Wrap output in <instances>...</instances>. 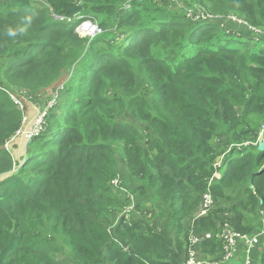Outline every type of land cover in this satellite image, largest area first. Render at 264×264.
Wrapping results in <instances>:
<instances>
[{"label":"trees","instance_id":"trees-1","mask_svg":"<svg viewBox=\"0 0 264 264\" xmlns=\"http://www.w3.org/2000/svg\"><path fill=\"white\" fill-rule=\"evenodd\" d=\"M42 1L0 4V176L13 169L4 144L22 119L10 93L65 81L25 163L0 179V264H62L51 255L63 250L58 232L78 264H178L174 247L182 248L205 191L212 209L193 225L212 233L199 244L206 258L221 250L214 235L222 222L242 234L264 228L263 151L232 148L211 182L221 153L256 143L264 123V0H182L221 16L208 21L168 15L166 0H132L128 10V0ZM88 17L104 32L86 44L74 28ZM233 17L262 35L235 31ZM153 200L167 217L154 221ZM129 206L148 220L123 214L109 234L104 215ZM252 255L264 264V249Z\"/></svg>","mask_w":264,"mask_h":264},{"label":"rangeland","instance_id":"rangeland-1","mask_svg":"<svg viewBox=\"0 0 264 264\" xmlns=\"http://www.w3.org/2000/svg\"><path fill=\"white\" fill-rule=\"evenodd\" d=\"M9 0H0V4H2L3 2H8ZM146 2V4H149L150 0H144ZM167 1V6H163V10L164 13H168V15H175L178 13H183L186 17L188 16H192L193 10H192V6L187 5L186 3H184L182 0H166ZM41 5H46L42 0H39ZM173 7V8H172ZM51 17L54 20H57L58 15L56 14H51ZM98 19H100V15L97 16ZM215 17H221L219 15H215ZM214 17V18H215ZM204 18V17H201ZM236 18V17H235ZM239 19V18H236ZM236 22H240V24L243 23V21L241 19H239V21ZM223 23H225V25H227V23H229V21H223ZM236 26H238L237 28H235ZM235 31H243V34H245V36L247 38L250 37H258L260 35H262V32L259 30H254V29H248L245 28L242 25H235L234 26ZM232 32L230 29L226 28V33H230ZM234 34V33H233ZM235 35L237 36V33H235ZM242 46V51H244L245 53H248L249 50H251V48L247 47V46ZM258 46H264V44L262 43H258ZM261 47H255V49H259ZM0 60L2 61L3 59L0 57ZM79 66V65H78ZM76 71V69H75ZM77 81H73V83L75 84ZM54 88H49L46 89L44 92L40 93V94H30L27 93L25 91H16V92H12L10 93L11 96L13 97V99H15V101L17 102V105L20 109L21 112V127L19 128V130L15 133V135L9 139L6 144H5V149H7L8 151L12 152L13 156H17L18 161H20L24 156H26V153L28 152V138L29 136L35 132V131H40V130H44L45 126H47L48 124H46V119L48 117V115L52 112L55 113L59 110V107L57 106V99L56 97H54L55 93L53 92ZM50 102V106L46 108V105ZM43 111H45V116H43V119L41 121H38V115L40 113H42ZM126 119H130L131 123L136 124V121L133 120V116H129ZM41 126V128H40ZM260 130H264L263 126L261 127ZM139 131V134H141V131ZM143 133V132H142ZM214 143L216 146H218L219 144H222V141L220 140L219 137H215L214 138ZM252 143L249 141L240 143V144H246L247 146ZM229 150V147L226 148V150L221 153L224 154ZM219 163H221V168L218 169L216 172L217 174H220V172L222 171V167H223V160H221ZM123 169V163L121 162V160L119 158L116 159V171L117 174L120 175L119 177L122 178L121 176V170ZM16 172L15 170H12L8 173V175H12ZM7 175V176H8ZM2 176V175H1ZM0 176V179H1ZM5 176V177H7ZM131 199L136 200L138 199L137 195L132 194ZM121 198V197H120ZM144 202V200H143ZM151 202V201H149ZM148 207H153L154 209V213L153 216L156 217V219L154 221H158L159 219H163L167 216L163 215L161 213V208L156 207V204L154 202V200L149 203L147 205ZM199 210V208H198ZM198 210L196 212V215L198 213ZM124 214V210L120 212H116V211H112L110 213H107L106 215H104L102 221L103 224L106 225L108 232L110 234H114L115 233V227L119 221V218L122 217V215ZM129 213H127L128 215ZM131 216H133L137 221H139L140 223L147 221L148 218L145 217V219H142V215L137 213V212H131L130 213ZM263 223H264V219H263ZM185 234L182 232V238L181 241L183 243V246L181 249H178L176 247H174V250L179 253L180 255V261L181 258L183 257V251H184V246H185ZM57 241V245L61 246L63 248V250L56 252L54 250H52L51 255L52 257H54L58 262L62 263V264H78L77 262L73 261L69 255L66 252V247H67V240L64 236H62L59 232L55 235L54 238ZM179 261V262H180ZM175 264V263H174ZM227 264H238L236 262L235 259H232L230 262H228Z\"/></svg>","mask_w":264,"mask_h":264},{"label":"built area","instance_id":"built-area-1","mask_svg":"<svg viewBox=\"0 0 264 264\" xmlns=\"http://www.w3.org/2000/svg\"><path fill=\"white\" fill-rule=\"evenodd\" d=\"M130 1L132 0H128L126 2V8L130 6ZM188 17L191 19L192 18L198 19L201 17L205 18L203 13L201 14L198 10L197 11L193 10L192 16H188ZM232 19L235 20V18H232ZM76 30L81 36H86L89 38H95L96 36H98L100 33L103 32L102 28L96 22L92 21L91 19H88L82 22L77 27ZM49 106H50V102L48 103L47 107ZM43 116H45V111H43L42 113L38 115V121H41L43 119ZM41 131L42 130L33 132L29 136L28 139L37 135ZM119 182L120 180L118 177L112 180V184L114 186L118 185ZM212 205H213V199L211 195L207 192L203 193L201 196V202H200L199 210H198L196 217L206 215L212 209ZM130 209L131 207H128L127 211H129ZM208 236L209 235L207 234L206 237ZM203 237H205V235L201 236V235L195 234L192 231V229L190 230V232L188 233L187 242H186L187 243L186 257L179 264H214L215 262H226L233 257L238 243L241 242L243 245H246V247L248 248L247 251H249V248H251L252 245L257 241L256 237H249L245 234L238 233L234 231L232 228H230V226L227 223H224L220 233L217 235L218 239L220 240V244L222 248L221 256L218 261H214L210 263L204 259L199 258L196 252L197 245L200 243ZM246 264H249L248 259L246 261Z\"/></svg>","mask_w":264,"mask_h":264},{"label":"clouds","instance_id":"clouds-1","mask_svg":"<svg viewBox=\"0 0 264 264\" xmlns=\"http://www.w3.org/2000/svg\"><path fill=\"white\" fill-rule=\"evenodd\" d=\"M130 5H131V1H130ZM121 9H123V10H128V9H130V6L128 7V8H126V2L124 3V4H122V6H121ZM192 10H195V8H192ZM196 11V10H195ZM204 16H205V18H198V19H194V18H192V20L193 21H197V20H202V21H208L209 19H214V18H212V17H207L205 14H203ZM189 18V17H188ZM234 18V17H233ZM88 19H91L92 21H94V22H96L98 25H99V23H98V21L95 19V18H93V17H88V18H84V19H82L80 22H78V24L75 26V28H74V31H75V33L77 34V35H79V37L80 38H83V39H86V41H87V43L86 44H88L92 39H94V38H89V37H86V36H81L78 32H77V27L82 23V22H84V21H86V20H88ZM191 19V18H190ZM57 20H59V21H66V22H68V21H70L71 20V18H65V17H63V16H58L57 17ZM236 21H239V19H236L235 18V20H233V22L235 23V24H239L240 25V22H236ZM100 26V25H99ZM101 27V26H100ZM102 28V27H101ZM102 30H103V28H102ZM21 31H23V29H21ZM103 32H104V30H103ZM102 32V33H103ZM102 33H100L99 35H101ZM9 35H15L16 33L14 32V31H12V30H9V33H8ZM98 35V36H99ZM97 37V36H96ZM64 82L65 81H60V82H58V84L54 87V89H53V92L55 93V95H54V97H56V99H57V102H58V100H59V96H60V92L62 91V89H63V86H64ZM11 98H12V100H13V102L14 103H16L17 104V102L15 101V99H13V97L11 96ZM48 105V104H47ZM47 105H46V108H47ZM19 108V107H18ZM46 115V114H45ZM21 121H22V119H21ZM46 124H47V122H45ZM263 126V129H264V123L261 125V127ZM20 127H21V125H20ZM19 127V128H20ZM46 127L47 126H45V129L44 130H42L41 132H39L38 134H40V133H43L45 130H46ZM261 127H260V129H261ZM18 128V129H19ZM17 129V130H18ZM16 130V131H17ZM15 131V132H16ZM15 132H14V134H15ZM14 134L13 135H11L8 139H6L5 140V144H6V142L9 140V139H11L13 136H14ZM37 134V135H38ZM37 135H35V136H37ZM260 135H262L263 136V140H264V130H259V133H258V137L260 136ZM34 137V136H33ZM33 137H31L30 139H28V142H30V140L31 139H33ZM258 137H257V139H258ZM5 144H4V149H5ZM250 144H253L254 146H256L257 147V140H256V143H254V142H252V143H250ZM247 145L245 144H236V145H233V146H230L229 147V150L227 151V152H229L232 148H237L238 150H241V148L242 147H246ZM7 152H9L10 153V155L11 156H13V154H12V152H10V151H8L7 149H5ZM226 152V153H227ZM14 157V166H13V169L12 170H15L16 169V171H18L22 166H23V164L25 163V160H26V157H27V153H26V156H24L20 161H18V158H17V156H13ZM223 157H224V154H222L221 156H220V158H219V160H217L216 161V163L214 164V172H213V174H212V176H211V182H217V181H220L221 180V177H222V172H223V170H225V167H224V165H223V169H222V171L220 172V174H217V170L218 169H220L221 168V163H219L221 160H223ZM223 163H224V161H223ZM9 173V172H8ZM8 173H6V174H8ZM7 176V175H6ZM8 176H10V175H8ZM112 182V181H111ZM205 192H207V193H209L210 195H211V193L209 192V191H205ZM204 192V193H205ZM203 194V193H202ZM131 197H132V195H130ZM202 196V195H201ZM211 197H212V195H211ZM212 199H213V197H212ZM200 202H201V198H200ZM200 205V204H199ZM129 207H131V206H129ZM199 208V207H198ZM127 209H128V207H127ZM127 209L124 211V215H127V213H131L132 212V207H131V209L129 210V211H127ZM198 210V209H197ZM197 210H196V212H197ZM211 211V210H210ZM209 211V212H210ZM196 212H195V214H194V216H193V219L194 220H196V219H198L199 217H196ZM208 212V213H209ZM207 213V214H208ZM143 214L144 215H146V212H143ZM206 214V215H207ZM192 219V218H191ZM119 222V221H118ZM224 223H227L229 226H230V224H229V222L228 221H225V222H222L220 225H219V227H218V232L217 233H215V238L217 239V241H218V243H219V246H220V248H221V244H220V240L218 239V237H217V235L220 233V231H221V229H222V227H223V225H224ZM118 224V223H117ZM193 227H191L190 228V230L192 229V231L194 232V225H192ZM230 228H232L231 226H230ZM233 229V228H232ZM190 230L188 231V233L190 232ZM234 230V229H233ZM235 231V230H234ZM237 232V231H236ZM109 233V232H108ZM195 233V232H194ZM239 233V232H238ZM110 234V233H109ZM196 234V233H195ZM209 235L208 237H206V235ZM242 234V233H241ZM198 235H201V236H204L205 235V237H203L202 239H201V241H203V239H209V238H211V236H212V233H205L204 235L203 234H198ZM245 235H247V236H249V237H256L257 238V241L252 245V247L251 248H249V251H247L248 250V248L246 247V245H243L241 242L240 243H238V245L240 244V245H243V247L245 248V250L249 253V252H251L252 251V249L258 244V242H259V238H260V236H261V234H259V235H255V234H253V235H250V234H245ZM187 236H188V234L185 236V240H184V242H185V246H184V250H185V252H184V257L182 258V260L180 261V262H182L184 259H185V257H186V252H187ZM200 241V242H201ZM200 244V243H199ZM199 244L197 245V247L199 246ZM237 245V246H238ZM236 250H237V247H236ZM221 252H222V248H221V250H220V252H219V254L213 259V258H206V257H203V256H201L202 258L201 259H204V260H206V261H208V262H214V261H218L219 260V258H220V256H221ZM236 252V251H235ZM248 253H246V254H248ZM234 255H235V253H234ZM234 255H233V257H234ZM232 257V258H233ZM200 258V257H199ZM232 258L230 259V260H228V261H226V262H215L214 264H224V263H227V262H229V261H231L232 260ZM210 260V261H209ZM248 260H249V264H251V258H248ZM179 262V263H180ZM178 263V264H179Z\"/></svg>","mask_w":264,"mask_h":264},{"label":"crops","instance_id":"crops-1","mask_svg":"<svg viewBox=\"0 0 264 264\" xmlns=\"http://www.w3.org/2000/svg\"><path fill=\"white\" fill-rule=\"evenodd\" d=\"M6 175H8V174H4V175H2L1 178L5 177ZM133 200H134V199H133ZM193 222H194V219H193V218L190 219V220H188V229L192 227ZM262 224H263V226H264L263 221H262ZM259 234H261V236H260V238H259V242H258V244L261 242V245H260V246H257V245H258V244H257V245H256L257 247L255 246V247L252 249V251L248 253V252L245 250V248L243 247V245H238V246H237V250H236V252H235V255H234V257H233L232 259H235L236 262H237L238 264H246L247 259H248V258H251V261H252L251 264H258V263H257V262H258V259H257V257H253L252 252H254V250L262 251V250L264 249V228H260V231L255 233V235H259ZM262 237H263V238H262ZM196 252H197V255H198L200 258H202L201 256L205 257L204 254H203V253L201 252V250H200V246L197 247ZM246 253H248V254H246ZM216 256H217V255H216ZM216 256H214L213 259H214ZM209 261H210V260H209ZM229 262H230V261H229ZM227 263H228V262H227ZM227 263H224V264H227Z\"/></svg>","mask_w":264,"mask_h":264},{"label":"water","instance_id":"water-1","mask_svg":"<svg viewBox=\"0 0 264 264\" xmlns=\"http://www.w3.org/2000/svg\"><path fill=\"white\" fill-rule=\"evenodd\" d=\"M257 149L264 152V140L263 136L260 135L257 139Z\"/></svg>","mask_w":264,"mask_h":264}]
</instances>
